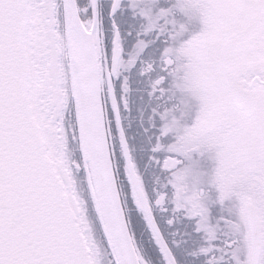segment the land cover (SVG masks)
<instances>
[{"label":"snow or ice","instance_id":"obj_1","mask_svg":"<svg viewBox=\"0 0 264 264\" xmlns=\"http://www.w3.org/2000/svg\"><path fill=\"white\" fill-rule=\"evenodd\" d=\"M0 264H264V0H0Z\"/></svg>","mask_w":264,"mask_h":264}]
</instances>
